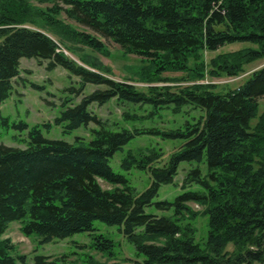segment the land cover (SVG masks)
Listing matches in <instances>:
<instances>
[{
    "label": "trees",
    "instance_id": "obj_1",
    "mask_svg": "<svg viewBox=\"0 0 264 264\" xmlns=\"http://www.w3.org/2000/svg\"><path fill=\"white\" fill-rule=\"evenodd\" d=\"M102 38L146 62L132 80L145 86L111 77V69L92 55H108ZM236 42L247 45L207 57ZM22 57L66 68L79 77L81 89L86 83L104 88L66 106L60 118L68 130L94 122L90 140L45 138L34 125L24 147L0 144V264H61L63 256L28 260L17 253L5 236L14 220L23 235H36L41 243L92 231L96 220L118 225L143 256L136 264H264V65L235 87L212 82L242 75L264 60V0H0V105ZM171 72L179 74H166ZM112 98L148 106L145 118L166 109L189 118L175 128L111 127L89 105ZM121 117L129 122L139 116L125 109ZM152 134L180 140L167 160L165 149L150 139L136 144ZM118 150L124 170L148 174L146 188L137 190L112 169L109 161ZM182 161L190 167L180 186L200 190L154 200ZM152 205L164 212H147ZM199 214L207 216L203 244L195 241ZM91 235L100 251L113 245L102 233ZM90 264L108 263L90 257Z\"/></svg>",
    "mask_w": 264,
    "mask_h": 264
},
{
    "label": "rangeland",
    "instance_id": "obj_2",
    "mask_svg": "<svg viewBox=\"0 0 264 264\" xmlns=\"http://www.w3.org/2000/svg\"><path fill=\"white\" fill-rule=\"evenodd\" d=\"M108 48V55L92 53L104 65L111 69V77L116 80H126L138 87L145 86L143 82L135 80V71L146 64L139 61L134 54L123 55L119 45L113 41L102 38ZM247 43H231L223 46L216 52L207 53V57L219 51L234 50ZM58 50L63 51L66 55L77 61L81 65L79 58L59 45ZM264 65V60H258L249 64L247 71L237 77L214 78V83H228L235 87L243 81L245 77L254 69ZM167 75H177L178 72L166 73ZM13 88L9 96L0 105V144H6L14 147H24L26 145L23 139H27L28 130L38 125L42 135L49 139H63L69 142L88 141L92 138L91 128L96 127L94 122L88 126L81 125L68 130L67 120L60 119L66 106H73L80 102L82 96L87 95L97 88H104L103 85L86 83L81 89V82L77 75L71 73L66 68L57 65L54 68L47 67V60H38L34 57H22L20 59L19 75L12 80ZM81 89V90H80ZM259 113L264 111V97L259 99ZM125 109H131L139 117H135L129 122L122 120L121 114ZM89 110L95 113L111 127L135 125H159L162 127L175 128L182 126L189 115L184 112L173 113L170 109L161 110L147 118L142 115L148 110V106H140L127 101H118L112 98L109 101L98 104L93 102L89 105ZM59 119V120H58ZM25 122L26 128H19V123ZM79 137V138H78ZM154 144L160 145L165 149L163 159L167 160L170 153L179 143L180 140L174 141L164 138L161 134L144 135L136 144H146L148 139ZM174 141V143H173ZM133 141L124 145L123 150L129 147ZM135 144V143H134ZM174 146V147H173ZM122 150L115 152L110 159L109 164L115 172L124 174L129 182L137 190H143L150 183L148 174L137 168L124 170L120 166ZM190 167L186 161L179 164L178 172L173 182L162 184L159 187L158 194L154 200H173V198L186 191L200 190L198 185H191L182 188L181 182L185 172ZM103 187L108 184L100 180ZM194 210H200V205L191 203ZM147 212L162 214L164 211L156 209L153 205L146 207ZM196 227L195 241L203 244L207 237V216L199 214L194 221ZM19 221L14 220L9 223L5 236L10 237L17 246V253L25 254L28 260H32L35 254L63 256L59 262L61 264H90V257L97 261L108 264H136L135 261L142 260L143 256L136 254V249L119 230L118 225L108 224L96 220L93 222L92 231H80L64 238H53L48 242H40L36 235L25 236L20 231ZM102 233L113 241V245L108 250L100 251L94 245L91 233Z\"/></svg>",
    "mask_w": 264,
    "mask_h": 264
}]
</instances>
